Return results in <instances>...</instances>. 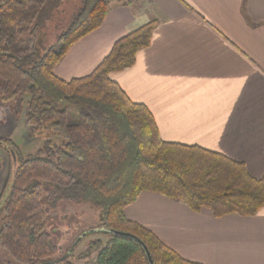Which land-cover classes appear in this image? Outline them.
<instances>
[{
  "label": "trees",
  "instance_id": "1",
  "mask_svg": "<svg viewBox=\"0 0 264 264\" xmlns=\"http://www.w3.org/2000/svg\"><path fill=\"white\" fill-rule=\"evenodd\" d=\"M141 1L84 0L67 33L44 52L38 35L45 37L44 13L55 0L0 2V101L7 105L23 97L30 132L49 130L62 140H48L17 161L0 196V249L16 264H72L48 229L44 185L52 189L54 205L69 201L98 209L99 226L86 237L100 233L107 240L88 242L75 259L84 264H199L127 219L125 209L142 192L215 218L254 217L264 208V178L222 154L162 141L150 111L111 79L135 65L159 21L119 39L89 76L70 82L55 76L69 49L102 25L113 4L134 9ZM0 147L17 156L9 141L0 139Z\"/></svg>",
  "mask_w": 264,
  "mask_h": 264
},
{
  "label": "crops",
  "instance_id": "2",
  "mask_svg": "<svg viewBox=\"0 0 264 264\" xmlns=\"http://www.w3.org/2000/svg\"><path fill=\"white\" fill-rule=\"evenodd\" d=\"M157 20L135 65L112 73L129 99L153 115L162 141L198 146L264 178V0H144L113 4L102 25L67 52L54 74L89 76L114 44ZM127 219L199 264H264V208L254 217L192 212L142 192Z\"/></svg>",
  "mask_w": 264,
  "mask_h": 264
},
{
  "label": "rangeland",
  "instance_id": "3",
  "mask_svg": "<svg viewBox=\"0 0 264 264\" xmlns=\"http://www.w3.org/2000/svg\"><path fill=\"white\" fill-rule=\"evenodd\" d=\"M4 0H0L2 2ZM52 11L44 13L43 33L38 35V43H42V52L54 46L58 39L70 29L80 11L84 7V0H55ZM41 27V28H42ZM41 30V29H40ZM27 107L23 97L17 101L4 105L0 101V139L9 141L17 151V156L10 152V148L0 147V196L7 186L10 176L17 168V161L25 159L40 150L48 140L57 142L62 140L53 136L49 130L30 132L26 122ZM44 207L47 214L48 229L53 228V243L63 252L70 255L72 264H84L76 262V257L87 249L90 240H107L100 233L86 237V233L97 228L98 209L89 204H75L69 201H61L54 205L50 198L52 189L43 186ZM3 206L0 204V212ZM3 215L0 216V227ZM47 229V230H48ZM0 264H16L10 256L0 249Z\"/></svg>",
  "mask_w": 264,
  "mask_h": 264
},
{
  "label": "water",
  "instance_id": "4",
  "mask_svg": "<svg viewBox=\"0 0 264 264\" xmlns=\"http://www.w3.org/2000/svg\"><path fill=\"white\" fill-rule=\"evenodd\" d=\"M149 254V253H148ZM69 256V254L67 255V257Z\"/></svg>",
  "mask_w": 264,
  "mask_h": 264
}]
</instances>
